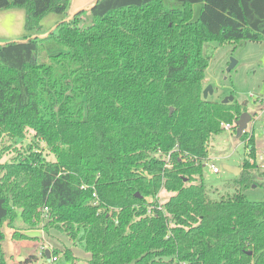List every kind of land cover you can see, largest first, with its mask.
Listing matches in <instances>:
<instances>
[{"label": "trees", "instance_id": "1", "mask_svg": "<svg viewBox=\"0 0 264 264\" xmlns=\"http://www.w3.org/2000/svg\"><path fill=\"white\" fill-rule=\"evenodd\" d=\"M71 3L0 0L35 34L0 42V134L31 129L36 143L0 165V248L4 223L47 208L45 227L84 245L88 264H264V199L245 193L263 178L255 134L240 135L233 195L213 198L203 173L211 138L248 111L204 98V44L262 43L264 0H95L42 37L44 16Z\"/></svg>", "mask_w": 264, "mask_h": 264}, {"label": "rangeland", "instance_id": "2", "mask_svg": "<svg viewBox=\"0 0 264 264\" xmlns=\"http://www.w3.org/2000/svg\"><path fill=\"white\" fill-rule=\"evenodd\" d=\"M200 10L201 5L195 4L194 18L198 17ZM58 16L57 14L44 16L41 21L43 34L44 31L53 28L54 25H51L52 17ZM10 29V32L6 28L4 32L0 29V42H7L20 37L13 36L15 28L11 27ZM43 34L42 37L47 33ZM204 53L211 56V61L205 69L203 77L204 88L211 86L213 89V92L209 93L208 99L222 102L233 95V101H248V111L252 117L259 113L264 105L261 102H264V41L262 43L250 40L229 41L224 44L216 41L206 42ZM232 60H235L236 64L228 70ZM263 128L264 121L257 119L256 125H254V133L255 138H257V147L260 149L264 139ZM34 138V131L31 129L24 139L12 138L5 133L0 134V165L18 162L21 157L28 153L30 144H36ZM39 150L48 158L53 157L46 143L41 142V149ZM247 157L245 143L233 128L231 131L225 129L211 138L209 158L204 161L203 173L204 183L213 198L220 197L222 194L233 195L238 190L234 179L239 175L228 172L223 165L242 167ZM211 165L218 167L219 172L215 173ZM252 171L260 175L263 174V179L258 184L253 183L245 193L248 199L263 200L264 168L261 169L257 165ZM170 195V192L163 191L161 200L165 201ZM17 210L21 212L19 207ZM41 211L40 220L32 225L25 223L22 217L16 218L15 229L10 228L7 222L4 223L2 228L5 239L0 248V264H2V258L7 264H17L18 257L27 258L33 254L37 255L33 261L39 264H46L47 261L50 264L52 263L50 261L51 253L55 254V250H57L58 260L52 264H88L90 253L85 249V246L72 240L62 230L52 226L47 229L45 224H47L49 217L46 210L42 209ZM11 229L14 230V234L18 231L25 236L20 244L18 239H13ZM68 248L72 251V259L66 258L63 254Z\"/></svg>", "mask_w": 264, "mask_h": 264}, {"label": "crops", "instance_id": "3", "mask_svg": "<svg viewBox=\"0 0 264 264\" xmlns=\"http://www.w3.org/2000/svg\"><path fill=\"white\" fill-rule=\"evenodd\" d=\"M94 1L95 0H72L68 15L66 16L65 14H60L59 15L60 17L59 16L52 17L53 20H52L51 25H54L53 26L54 28L56 26V23L59 22L60 20L74 16L79 10L89 9V7L93 4ZM51 14H55V13H51ZM25 18H26L25 9L21 10V8H10V9H5V10H0V29L2 30V32H4L6 28L10 32L11 27L15 28V32H14L15 34H13V36L14 37L20 36L18 39H22L29 34L35 35L34 33H30L28 30H26V27L24 26ZM9 21L11 24L9 23ZM47 32L48 31H44V34H46ZM261 102L262 104H264L263 101ZM262 144H263V141H262ZM262 179L263 178H260L259 181ZM13 235H14V230H12V237ZM21 242L22 240H19V244Z\"/></svg>", "mask_w": 264, "mask_h": 264}, {"label": "water", "instance_id": "4", "mask_svg": "<svg viewBox=\"0 0 264 264\" xmlns=\"http://www.w3.org/2000/svg\"><path fill=\"white\" fill-rule=\"evenodd\" d=\"M236 64V61L235 60H232L231 64H230V67L228 70H230L234 65ZM204 98H208L209 96V93H212L213 92V89L211 86H208L206 88H204ZM234 100V96H230L226 99H224L222 102L223 103H231V101ZM251 119H252V114L247 111V112H244L240 118L238 119V130H237V133L238 135L240 136L243 132H245L248 128V125L249 123L251 122ZM224 169L227 170L228 172H233L234 174L236 175H239L240 174V171H241V166H235V165H227V164H224ZM24 257L20 256L17 258V261L20 262V261H24Z\"/></svg>", "mask_w": 264, "mask_h": 264}, {"label": "built area", "instance_id": "5", "mask_svg": "<svg viewBox=\"0 0 264 264\" xmlns=\"http://www.w3.org/2000/svg\"><path fill=\"white\" fill-rule=\"evenodd\" d=\"M258 100H260V99H258ZM256 114H258V116H256ZM256 114L252 117L251 122L249 123L250 124V128H249V125H248V128L246 130L247 132H249V135L254 133V125H256V120L257 119L264 121V105H263L261 111L259 113H256ZM224 127H225V129H228L230 131L232 130V125H230V124H224ZM263 138H264V128H263ZM257 155H258L257 163L261 167V169H263L264 168V139H263V144L261 146V149L258 148ZM162 157L166 158V159H170L171 158L170 157V153H165L164 155H162ZM211 167L213 168V171L215 173L219 172V168L218 167H216L214 165H211ZM44 210L48 211L47 208H45ZM51 254L52 255L50 256V261H52V263L56 262L58 260V256L56 254H53V253H51ZM52 263H50V264H52ZM27 264H39V263L33 261V262H29ZM40 264H45V263H40ZM46 264H49V263L46 261Z\"/></svg>", "mask_w": 264, "mask_h": 264}]
</instances>
